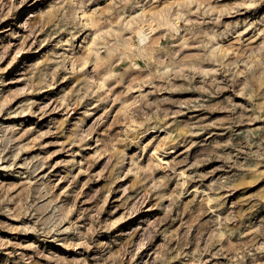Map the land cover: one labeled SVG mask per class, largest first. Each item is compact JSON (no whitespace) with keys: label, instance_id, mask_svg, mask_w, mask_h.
<instances>
[{"label":"rangeland","instance_id":"rangeland-1","mask_svg":"<svg viewBox=\"0 0 264 264\" xmlns=\"http://www.w3.org/2000/svg\"><path fill=\"white\" fill-rule=\"evenodd\" d=\"M0 264H264V0H0Z\"/></svg>","mask_w":264,"mask_h":264},{"label":"bare ground","instance_id":"bare-ground-1","mask_svg":"<svg viewBox=\"0 0 264 264\" xmlns=\"http://www.w3.org/2000/svg\"><path fill=\"white\" fill-rule=\"evenodd\" d=\"M140 35H141V37H142V36L145 37V36L147 35V33H146L145 30H141V31H140Z\"/></svg>","mask_w":264,"mask_h":264}]
</instances>
